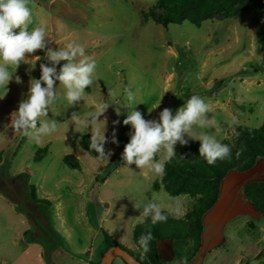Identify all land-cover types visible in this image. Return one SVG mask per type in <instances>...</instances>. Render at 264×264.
<instances>
[{
    "label": "rangeland",
    "instance_id": "rangeland-1",
    "mask_svg": "<svg viewBox=\"0 0 264 264\" xmlns=\"http://www.w3.org/2000/svg\"><path fill=\"white\" fill-rule=\"evenodd\" d=\"M158 1L29 0V28L47 25V48L76 41L97 68L78 103L68 105L58 95L48 117H42L56 120L58 130L36 142L9 124L31 79L40 77L39 65L52 66L47 48L26 54L29 62L21 61L18 68L9 66L12 79L0 87V96L5 95L0 99V264H102L106 238L135 249L134 229L147 200H156L176 218L191 211L192 198L153 189L163 174L122 161L133 131L123 124L132 107L124 88L135 93L134 109L146 120H159L165 108L175 114L192 95L201 96L210 107L205 119L216 123L194 126L183 135L187 143L200 142L195 137L202 132L223 142L233 137L235 126L264 124V14L253 10L201 27L189 22L163 27L146 21ZM54 88L63 91L59 81ZM98 110L105 111L96 123L105 129V153H112L108 159L94 157L80 144L85 135L91 137L87 124ZM114 131L117 143L112 142ZM49 145V153L36 162L38 151ZM185 145L177 142L175 151ZM69 155L79 160L80 169L64 162ZM251 181H264V159L251 172H231L222 182L219 201L205 217L203 248L191 264H264V219L244 191ZM33 186L39 202L32 198ZM161 248L166 264H180L171 244L161 243ZM113 264L126 263L117 257Z\"/></svg>",
    "mask_w": 264,
    "mask_h": 264
},
{
    "label": "clouds",
    "instance_id": "clouds-1",
    "mask_svg": "<svg viewBox=\"0 0 264 264\" xmlns=\"http://www.w3.org/2000/svg\"><path fill=\"white\" fill-rule=\"evenodd\" d=\"M32 23L33 12L29 7V0H0V87H7L12 79L13 75L8 70L9 66L18 68L21 61L29 62L26 60V54L47 48L46 38L49 37L47 25L38 23L30 29L29 25ZM17 29H19L18 32ZM46 59L52 66L44 63L39 65L40 77L31 79L27 97L19 103L18 109L11 113L9 124L15 132L20 131L36 142L58 130L56 120L42 119V117H48L49 108L57 100L58 95L62 96L68 105L78 103L83 99L85 90L93 84V76L97 68L95 60L87 56L85 48L76 41L67 43L57 50L47 48ZM39 60L40 57L37 56L31 61L33 68ZM61 61L66 63L57 71ZM16 81H20L19 76L16 77ZM57 81L63 89L59 94L54 88ZM124 95L132 105L123 120L124 125H131L133 129L130 142L125 145L121 154L122 161L127 167L135 164L141 170L148 168L156 174H163L166 162H170L176 156L177 142L187 144L183 138L185 133L191 132L194 126L203 129L216 123L215 120L205 119V114L210 111V107L199 95H192L175 114L165 108L160 112L159 120H146L141 111L134 109L136 96L130 88H124ZM4 96H0V99ZM159 104L160 102L153 106L151 111ZM104 112L98 110L91 114L87 128L91 125L89 148L94 150L99 158L108 159L112 153H105V144L108 142L105 129L102 131L96 123ZM71 118L75 125L80 123L79 118L74 114ZM113 123L118 124L119 121ZM235 123L236 120L233 118L232 124ZM195 138L201 142L199 156L203 157L208 164L214 165L218 159L231 158V146L222 143L207 132H202ZM112 142L117 143L115 131L112 134ZM241 152L242 149L237 151V158ZM158 153L161 154L159 160L155 158ZM142 208L143 212L139 216L141 223H146L150 218L151 223L155 225L168 218L162 211L161 205L154 199L147 200ZM152 239L153 235L149 230L140 235L138 245L146 252L149 250Z\"/></svg>",
    "mask_w": 264,
    "mask_h": 264
},
{
    "label": "trees",
    "instance_id": "trees-1",
    "mask_svg": "<svg viewBox=\"0 0 264 264\" xmlns=\"http://www.w3.org/2000/svg\"><path fill=\"white\" fill-rule=\"evenodd\" d=\"M258 10L264 14V0H159L146 14V21L152 20L163 27L182 25L189 22L196 27L214 20H228L241 14ZM91 137L81 139V147L94 157L98 154L89 148ZM222 143L232 148L230 159L217 160L208 164L199 156L200 142L191 141L176 152V156L166 162L160 181L153 184L155 191L164 190L172 197L188 196L194 200L193 207L184 219L176 218L163 211L167 220L155 225L150 218L146 223L139 222L133 234L135 249L128 250L106 238L108 249L121 246L128 250L142 264H166L161 243L172 245V253L180 264H191L203 248L205 217L217 205L222 182L231 172L246 174L251 172L259 160L264 159V124L259 128L235 126L234 135ZM242 149L237 158L236 153ZM50 150V145L38 151L35 161L40 162ZM3 155L0 154V164ZM64 162L73 169H80V162L69 155ZM245 195L253 210L264 219V181H251L245 186ZM32 198L37 199V189L31 187ZM42 203H46L45 201ZM249 227H254L250 224ZM151 230L153 239L149 250L138 245L142 233Z\"/></svg>",
    "mask_w": 264,
    "mask_h": 264
},
{
    "label": "water",
    "instance_id": "water-1",
    "mask_svg": "<svg viewBox=\"0 0 264 264\" xmlns=\"http://www.w3.org/2000/svg\"><path fill=\"white\" fill-rule=\"evenodd\" d=\"M117 257H121L126 264H142L133 255H131L128 250L123 249L121 246L109 248L102 264H113Z\"/></svg>",
    "mask_w": 264,
    "mask_h": 264
}]
</instances>
